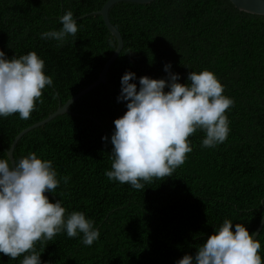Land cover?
<instances>
[{"label":"trees","instance_id":"obj_1","mask_svg":"<svg viewBox=\"0 0 264 264\" xmlns=\"http://www.w3.org/2000/svg\"><path fill=\"white\" fill-rule=\"evenodd\" d=\"M108 1L0 0V50L9 58L36 52L53 80L28 119L18 113L0 117V158L9 159L20 132L98 80L117 48L102 16L92 14ZM65 11L79 19L76 35L62 46L41 39L42 32L61 27ZM109 18L124 46L106 82L15 146V160L35 152L52 161L59 183L44 194L60 199L66 214L84 213L99 231L90 246L81 242L82 234L69 238L64 231L44 244L37 241L42 264H175L195 255L224 219L255 234L264 217V16L240 12L230 0H155L117 3ZM166 63L180 83L191 71L216 76L222 94L234 101L225 111L227 138L203 148L205 133L196 130L184 163L170 177L145 182L144 191L110 181L104 173L111 168L113 121L126 111V102L117 101L120 78L126 71L166 78ZM257 239L264 261V227ZM22 258L0 253V264Z\"/></svg>","mask_w":264,"mask_h":264},{"label":"clouds","instance_id":"obj_2","mask_svg":"<svg viewBox=\"0 0 264 264\" xmlns=\"http://www.w3.org/2000/svg\"><path fill=\"white\" fill-rule=\"evenodd\" d=\"M61 27L40 34L41 39L62 46L68 36L78 31L71 11L59 17ZM164 65L166 78L136 77L126 71L120 78L117 101L126 111L114 119L110 136L111 168L105 176L133 189H145L153 178L172 176L192 151L188 137L196 130L205 133L201 147H215L227 138L229 121L226 109L232 98L223 95V85L209 70L187 74L180 83L178 73ZM44 61L29 51L9 58L0 50V117L18 113L28 119L52 77L43 71ZM138 79V84L136 83ZM167 89V90H165ZM107 141V136H102ZM52 161L29 152L19 160L0 158V253L10 259L23 254L19 264H42L36 251L39 241L52 240L61 232L90 246L99 231L82 212L66 214L60 199L50 202L45 192L54 193L59 181ZM65 183L68 177H63ZM163 180V179H162ZM242 223L224 219L207 239L197 246L195 255H183L175 264H264L258 239Z\"/></svg>","mask_w":264,"mask_h":264},{"label":"water","instance_id":"obj_3","mask_svg":"<svg viewBox=\"0 0 264 264\" xmlns=\"http://www.w3.org/2000/svg\"><path fill=\"white\" fill-rule=\"evenodd\" d=\"M153 1H155V0H109L104 6H102L100 11L92 13L93 15L98 14V15L102 16L104 23L107 26L108 30L117 39V48H116L115 53L108 60V62L105 64V66L101 72V75H100V77H98V80L96 82H94L89 87H87L86 89L81 91L79 94H77L76 96H74L73 98L68 100L64 106L59 107L58 110L55 113H53L52 115H50L48 118L26 128L25 130H23L22 132H20L16 136V138L14 139L11 146H9L10 149L8 150V157L10 159V162L14 159V150L16 148L15 146H17L19 141L23 137H25V135L27 133L46 125L47 123H49L50 121H52L53 119H55L56 117H58L60 115L69 113L70 112V106L73 103H75L77 100L82 98L84 95L88 94L90 91L94 90L100 84H103L106 82V77H107V74L109 72V69L114 64V62L117 60V58L119 57L120 53L123 50V46H124V41H123L121 33L110 22V18H109L110 8L112 6H114L115 4L120 3V2H131V3L145 5V4H150ZM230 2L235 6L236 10H238V11L240 10V12H245V13L252 14V15L264 16V0H230ZM84 17H87V15ZM78 20L79 19H77L76 21H78ZM48 196L53 197L50 194H48ZM53 198L56 200L55 197H53ZM263 227H264V217H263L262 222H260L259 228L257 229L255 234L253 235L254 239L258 238Z\"/></svg>","mask_w":264,"mask_h":264}]
</instances>
